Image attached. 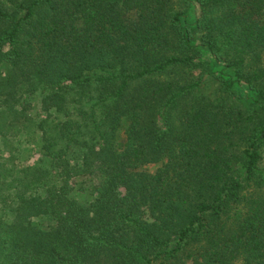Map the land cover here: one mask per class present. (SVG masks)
<instances>
[{
    "label": "trees",
    "instance_id": "obj_1",
    "mask_svg": "<svg viewBox=\"0 0 264 264\" xmlns=\"http://www.w3.org/2000/svg\"><path fill=\"white\" fill-rule=\"evenodd\" d=\"M0 264H264V0H0Z\"/></svg>",
    "mask_w": 264,
    "mask_h": 264
}]
</instances>
